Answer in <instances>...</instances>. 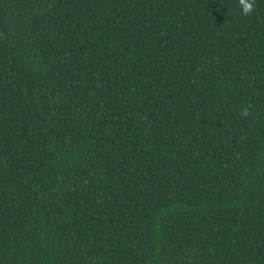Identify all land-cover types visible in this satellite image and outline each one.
I'll list each match as a JSON object with an SVG mask.
<instances>
[{"label":"trees","instance_id":"obj_1","mask_svg":"<svg viewBox=\"0 0 264 264\" xmlns=\"http://www.w3.org/2000/svg\"><path fill=\"white\" fill-rule=\"evenodd\" d=\"M0 264H264V0H0Z\"/></svg>","mask_w":264,"mask_h":264},{"label":"clouds","instance_id":"obj_2","mask_svg":"<svg viewBox=\"0 0 264 264\" xmlns=\"http://www.w3.org/2000/svg\"><path fill=\"white\" fill-rule=\"evenodd\" d=\"M239 6L242 9L243 15H249L254 11L255 0H238ZM240 115L247 117L250 115L248 107H243L240 109Z\"/></svg>","mask_w":264,"mask_h":264}]
</instances>
